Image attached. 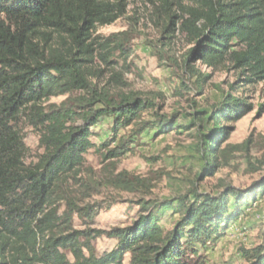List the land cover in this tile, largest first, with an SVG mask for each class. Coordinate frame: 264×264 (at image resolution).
<instances>
[{
    "label": "trees",
    "instance_id": "obj_1",
    "mask_svg": "<svg viewBox=\"0 0 264 264\" xmlns=\"http://www.w3.org/2000/svg\"><path fill=\"white\" fill-rule=\"evenodd\" d=\"M130 1L0 0V264H124L127 256L129 264H205L208 245L264 196V177L244 189L224 183L217 194L198 190L200 181L236 155L249 156L256 144L252 137L241 144L228 140L230 124L254 109L246 92L262 86L264 95V0H144L162 47L177 33L194 46L185 71L198 78L197 90L210 76L191 63L237 75L220 102L184 117L188 124L179 113H162L160 94L129 89L131 33L98 34L127 16ZM188 90L182 82L174 91L183 96ZM65 96L60 105H45ZM258 107L264 115V102ZM24 120L38 132L42 151L30 164ZM105 121L109 137L96 145L94 129ZM183 130H194L193 151L202 162L191 190L135 203L139 214L127 227L92 229L102 206L89 201L103 188L135 193L149 186L126 172H110L102 183L85 168L90 151L115 171L116 161L146 135ZM256 163L249 162L253 172L264 168V156ZM101 237L116 240V248L97 255L93 242ZM244 255L249 264H264L263 247Z\"/></svg>",
    "mask_w": 264,
    "mask_h": 264
},
{
    "label": "rangeland",
    "instance_id": "obj_2",
    "mask_svg": "<svg viewBox=\"0 0 264 264\" xmlns=\"http://www.w3.org/2000/svg\"><path fill=\"white\" fill-rule=\"evenodd\" d=\"M151 14L152 8L144 0H131L127 16L111 26L100 28L98 34L109 37L119 32H130L134 54L129 60L131 70L125 74L129 89L140 93L160 94L162 97L157 102L162 107V113L168 116L179 113L182 115L181 123L188 124L190 119L183 118L193 114L195 110L209 109L220 102L223 93L228 92L229 85L236 81L237 75L234 71H214L199 62L191 63L196 71L210 76L203 90H197L198 78L190 76L191 69L188 70L189 74L185 71L188 54L194 46L188 43L184 35L177 33L170 46L162 47V33L151 21ZM182 82L189 90L183 96H178L174 90ZM246 95L251 98L254 109L230 124L232 129L228 143L241 144L252 137L256 144L251 148L249 156L236 155V159L228 167L219 169L213 177L200 181V193L217 194L224 183L244 189L264 177V168L253 172L249 165L251 161L256 166L257 160L264 156V115L259 114L258 107L264 102L262 86L255 91L246 92ZM66 98H52L45 105H60ZM110 124L105 121L94 129L99 136L93 137L92 143L100 145L109 137ZM20 130L28 149L25 162L30 164L42 153L40 137L25 120L20 123ZM193 134L194 130H183L180 134L172 132L156 138L150 133L134 145L132 153L116 161L115 171L113 167L109 169L108 163H103L100 155L92 149L86 156L85 168L92 169L94 176L102 183L108 182L110 172L115 176L126 172L132 177L147 181L149 188L139 186L138 192L129 193L106 185L101 195L94 196L89 201L102 206L94 217L91 228L110 231L127 227L139 214L135 203L186 195L191 190V183L197 182L195 176L202 165L193 151ZM176 218L178 215L172 220ZM167 220L172 222L170 217ZM75 224L77 228H81L80 220L76 219ZM93 245L97 255H103L114 250L117 241L101 237ZM257 247L264 248V196L229 228L224 238L208 245V249L203 252L204 261L205 264H249L244 252ZM129 262L130 257L127 256L124 264Z\"/></svg>",
    "mask_w": 264,
    "mask_h": 264
}]
</instances>
